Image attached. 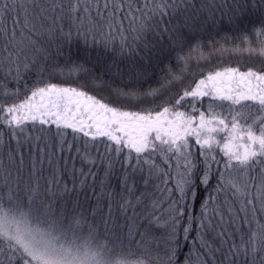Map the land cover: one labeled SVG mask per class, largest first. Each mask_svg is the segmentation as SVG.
Masks as SVG:
<instances>
[{
    "label": "snow or ice",
    "instance_id": "snow-or-ice-1",
    "mask_svg": "<svg viewBox=\"0 0 264 264\" xmlns=\"http://www.w3.org/2000/svg\"><path fill=\"white\" fill-rule=\"evenodd\" d=\"M57 218L123 264H264V0H0V264H64Z\"/></svg>",
    "mask_w": 264,
    "mask_h": 264
},
{
    "label": "rangeland",
    "instance_id": "rangeland-1",
    "mask_svg": "<svg viewBox=\"0 0 264 264\" xmlns=\"http://www.w3.org/2000/svg\"><path fill=\"white\" fill-rule=\"evenodd\" d=\"M76 167L77 169L82 167L79 161H77ZM84 170L87 171V166H84ZM11 210L15 212V206H13ZM28 211L33 220L40 219L41 221H46L51 219V217L45 215L43 211L37 215L38 208L35 205ZM73 224L71 229H74L75 226L81 227V225H77V223ZM57 228L62 234L66 235L67 245L72 250L71 258L65 261L64 264H123L120 258L110 259L106 244H102L101 242L100 244L96 243L92 234L85 235V231H82V229L76 230V233H74L73 231L66 232L59 228L58 225Z\"/></svg>",
    "mask_w": 264,
    "mask_h": 264
},
{
    "label": "trees",
    "instance_id": "trees-1",
    "mask_svg": "<svg viewBox=\"0 0 264 264\" xmlns=\"http://www.w3.org/2000/svg\"><path fill=\"white\" fill-rule=\"evenodd\" d=\"M254 18L255 17L253 16L250 19H254ZM245 26H247V21H245ZM73 51H75V49H73ZM240 63L243 64V63H245V61L243 59H241ZM117 169H119V165H117ZM97 171H99L101 176L103 175V171H102L101 168H98ZM173 175H175V173H173ZM115 182H116V178L114 177L113 180H112V183L115 184ZM69 187H71V184H69ZM77 188L79 189V181H77ZM96 191L99 192L100 189L97 187ZM87 196H88V200H85L83 195H81L80 198H79L80 199V203L82 204L83 208L85 210H88L90 208L91 209H96V207H97V205H96V197L92 194L91 191H88ZM101 207H103L104 213L106 214V211H107L106 206L105 205H101ZM57 220H58L57 225L59 226V228H61L62 230H65L66 232L73 231L74 233H76V230L82 229V231H85V235L92 234L96 243L100 244V242H101L102 244L103 243L106 244V249L109 252L110 259L119 258L118 256L112 254L113 246L108 241H106L103 238L102 235H97L95 229L91 230V228H88V230H87V228H83L82 227V222H81V227H76L75 226L74 229H71V227H73V225H74L73 223H76L74 218H70L68 223H64V221L62 219H59V218H57ZM96 224L100 228V231L103 232V225L101 224V218H100L99 215H97Z\"/></svg>",
    "mask_w": 264,
    "mask_h": 264
}]
</instances>
